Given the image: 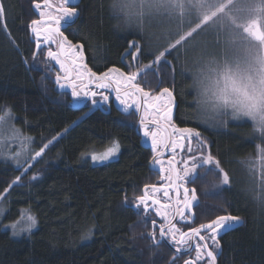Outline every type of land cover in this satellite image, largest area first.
I'll return each instance as SVG.
<instances>
[{"label": "trees", "instance_id": "trees-1", "mask_svg": "<svg viewBox=\"0 0 264 264\" xmlns=\"http://www.w3.org/2000/svg\"><path fill=\"white\" fill-rule=\"evenodd\" d=\"M115 2L79 0L76 19L65 36L72 45H82L86 65L98 75L112 67L127 75L151 64L138 77L140 86L155 93L163 88L173 92L177 124L199 130L208 140L209 153L229 176V183L221 184L218 169L215 174H205L204 169L193 181L197 205L203 202L207 208L209 201L215 217L241 218V225L220 235L219 264H264V203L254 198L255 175L240 163L255 158L261 142L253 137L252 124L230 119L216 124L209 115L202 118L189 71L192 61L182 51L185 45L152 63L196 20L166 38L168 31L155 28L156 22H146L143 31L127 22L113 7ZM0 3L5 9L0 19V115L10 110L14 124L33 137L36 152L52 141L41 157L28 160L30 164L17 168L0 162V193L8 189L2 223L19 220L22 209L34 214L37 222V228L21 238L0 226V264H182L159 239L160 218L136 206L145 185L152 193L151 186L158 184L149 165L151 151L137 129L136 112H125L112 101L101 108L74 105L71 93L54 84L59 67L47 56L54 45L36 47L29 27L33 19H40L34 0ZM194 40L212 42L217 35L201 30L187 44ZM133 41L142 46L135 57ZM113 142L120 145L117 160L95 166L87 161L88 153L105 150ZM17 176L21 179L13 183ZM203 212L207 215V209ZM208 221L207 216L203 223ZM89 229L91 236L82 239Z\"/></svg>", "mask_w": 264, "mask_h": 264}, {"label": "snow or ice", "instance_id": "snow-or-ice-1", "mask_svg": "<svg viewBox=\"0 0 264 264\" xmlns=\"http://www.w3.org/2000/svg\"><path fill=\"white\" fill-rule=\"evenodd\" d=\"M70 3V0H61L59 7L55 9L56 15L50 11L53 8L51 0H43V5L36 3L34 7L39 10L40 19H33L29 25L31 32L36 37V47H41V37L43 43H55L59 39V47L61 52H53L49 49L47 56L56 60L61 68L65 71H75L77 79L83 81L85 77L88 82L99 81L98 88L110 86V82L117 83V99H120L121 87L123 84V95L125 99H121V104L125 108L135 106L139 111L144 108V114L141 117L140 125L145 137L151 139L153 151L159 145L168 143L172 144L173 149L177 146L183 148L184 140H187L189 152L192 151V138H200V133L190 128H177L172 123V111L174 96L173 92L168 88H163L159 95L153 96L150 92L136 83L138 76L150 69L151 64L144 65L137 69L136 72L125 74L119 68H109L106 72L97 76L87 65L82 63V46L72 45L67 37L63 36L60 31L62 24L72 22L76 15L75 8H68L65 5ZM114 8H119L123 13L127 22H134L143 31L145 23L167 22L177 23V30H182L185 24H192L193 20L198 21L193 27L187 31H183L178 35V38L169 43L166 48L159 51L155 60L152 63L160 62L171 51L181 48L187 44L201 30H211L217 35L216 43H221V35L226 36L224 44L228 47L221 50L220 54L210 52L205 45L195 53L192 59V66L189 71L193 75V87L197 92L196 103L203 112H211L214 114L229 115L233 120H247L252 124V135L261 142L256 145V157L249 156L240 163L244 164L250 175L258 174L256 189L254 190V198L264 203V0H117L113 4ZM5 9L0 3V19H3ZM172 33H166V38ZM67 47L68 51L77 50L79 55L72 61V69L65 68L64 63L59 59V56ZM130 47H135L137 53H133L135 57L141 50L142 46L137 42H131ZM196 48V44H192ZM187 51V49H185ZM37 56V52H33V58ZM77 61H80L78 63ZM170 63V62H169ZM67 78V77H66ZM57 83L61 77L57 76ZM64 85H61L63 87ZM72 95L78 96L80 93L76 91V84L73 82ZM87 87V85H83ZM85 95L95 96L96 93L85 92ZM132 98V104L128 103L127 98ZM105 100L108 98L103 97ZM10 115V110H6L4 115H0V122H3ZM152 118L149 120L148 117ZM206 122V121H205ZM149 125L154 127L150 128ZM177 134H179L178 139ZM59 135V133L57 134ZM56 137H53L55 140ZM30 137H26L25 141H30ZM45 144L39 151L32 155L31 160L41 157L48 148L49 144ZM204 142L201 141V144ZM27 147V144H25ZM119 144L113 142V145L101 154L93 153L91 159L93 161H103L114 156L119 151ZM159 155V153H157ZM21 153L14 154L13 159H16L18 164L23 166L24 163L30 164L31 161H21L18 157ZM155 164H160L161 161L154 160ZM183 175L176 174L175 180L172 176H166L164 179L169 181V186L178 190L184 187L183 184H178L176 181L185 180L191 182L195 177L197 168L205 169V174L208 171L218 169L222 175L221 184L229 183V176L210 153L208 155L201 154L199 157L190 156L184 160ZM170 165L169 171L176 172L174 160L168 161ZM191 165V167H189ZM215 165V168L210 166ZM161 171H165L161 168ZM21 178L17 176L13 183H16ZM35 179V176L33 177ZM12 185H9V188ZM218 186V185H216ZM148 185H145V194L136 197L138 201L137 207L140 204L144 205V210H149L147 201L152 200L153 205H160V209H168L170 204H162L160 200L154 196L148 195ZM152 192L157 193L162 189L155 185L151 186ZM8 189H5L7 192ZM164 196H169V187L163 188ZM189 192L191 195L189 196ZM0 193V197H3ZM127 202V198H125ZM194 202H197L196 190H189L184 187L183 207H179L181 201L176 200L177 212L181 219H185L188 211H191ZM157 209V215L162 216L168 223L167 233L165 228L161 226V236L170 234L172 240L177 245V252L184 251L183 246L188 244L192 237L198 236L201 241H205L206 237L201 235V231H210V239L216 248H219L217 236L221 232L231 230L234 223L240 222V217L232 215H221L211 220L206 224H201L198 228H192L188 232H183L176 227L171 220L168 219L167 211ZM21 221L24 222V227H20ZM21 221L12 223L13 235H18L21 231H30L36 225V218L28 210H23L21 213ZM155 223V221H153ZM91 236V229L83 235L82 239H87ZM196 257L195 260L185 261V264H197V261L202 260L205 256L208 258L209 264H216V252L209 247L208 243L195 245Z\"/></svg>", "mask_w": 264, "mask_h": 264}, {"label": "flooded vegetation", "instance_id": "flooded-vegetation-1", "mask_svg": "<svg viewBox=\"0 0 264 264\" xmlns=\"http://www.w3.org/2000/svg\"><path fill=\"white\" fill-rule=\"evenodd\" d=\"M78 2H79V0H70V3L66 4L65 6L68 7V8H75L76 9V6H77ZM51 3L53 4V8L56 9L57 7H59V5L61 3V0H51ZM41 5H43V2H42ZM50 11H52L54 13V15L57 14L56 11H53V10H50ZM75 16H77V11H76V15ZM63 26L64 25L61 26L60 31L63 33V36H65L64 31H65L66 28L64 29ZM56 43H57V41H56ZM64 53H65V51H64ZM79 54H81V53H79ZM87 68H88V65H87ZM140 75L138 77H140ZM97 76H99V75L97 74ZM73 82H75V84H76V91H78L80 93V95H78V96H73L72 95L73 104L77 105V106H82L84 104L85 105L86 104L90 105L92 103V101L86 95H85L86 97L83 98V94H84L85 90H92V89L98 88L97 87V83H99V81H93L92 83H89L88 82V78L85 77L84 80L81 81V83L77 84L76 80L73 79L70 84H72ZM136 83H138V80L136 81ZM112 84H115V82H110V86L109 87H105V89H107L106 91L108 92V93H106L107 94L106 97L108 99L105 100L104 103L106 104V103L112 101L114 103V105H116L117 107L120 108L121 107L120 106L121 99H125V97L123 95V89H121L120 99H117V95H115V93L112 91V89H113ZM83 85H87V87H83ZM145 91H148V90H145ZM148 92H150L151 95L154 93L153 91H148ZM158 93H156V94H158ZM117 100H119V101H117ZM121 105H122V107H125L123 104H121ZM96 107H100L101 108L102 106H101V104H98ZM130 108H133V107H130ZM176 109H177V106H176L175 110L172 111V123L175 124L177 128H190V129H193L196 132H199V130H197L195 127H184V126L180 127L177 124V122H176V117H175ZM133 111L136 112V114H138V111H136L134 109H133ZM149 127L152 128L154 126L150 125ZM137 129L139 130L140 136L142 138L143 130L141 129V125L140 124H138ZM178 137H179V134H177L176 138L178 139ZM201 141H203L204 143L201 144ZM150 142H151L150 138H149V141L143 140V143L145 145L149 144ZM183 143L185 145L183 148L177 146L175 149H173L172 144L170 143L169 147L166 149L165 152H163L164 151L163 149L166 147V145H164V144L161 146V148H159V146H160L159 145L157 147V149H156V152L153 151L152 144H150V147L148 148L149 151H151L150 160L152 159L153 156H156L157 153L161 154L163 152L161 154V156H157L154 159V160L161 161V163L158 165V167H156V170H152V171H154V173H157L156 174V178H158V184L155 185V186L157 188H161L162 189L161 191H163V188L169 187V196L166 198L164 196V193H163L162 198L164 197L166 199H162L161 196L159 195L160 193H158V192L157 193H153V192L150 193L149 192L148 195L150 197L154 196L156 199L160 200L162 204H165L166 201L168 200V203L171 205V214H170V218H168V219L171 220V221H173L174 218H175V210H176V208H175V205H174V195H175L174 193L177 194V192H176L175 188L170 189L169 181L167 179H164V177L169 176V172L168 171L170 169V165L168 164V161L170 159L174 160V163L176 165V174L179 173V175L182 176L183 172H184V163H183L184 160H187L190 156L199 157L201 154H203V155H208L209 154L208 140H207L206 137H203V136L200 135L199 140L196 137H193L192 138V151L191 152H189V150H188L187 140H184ZM150 160H149V162H150ZM154 160L152 161L153 164H155ZM150 163H149V165H150ZM189 167H191V165H189ZM161 168H163L165 171L162 172ZM203 170L204 169L198 167L196 173H194L192 175L194 177H197L199 175V173L203 172ZM171 176L173 177V172H171ZM194 180H191V182H187L185 180H178L177 183L178 184H183L184 187L188 188L189 190H191L193 188L196 190L195 186H193V181ZM184 187H181V188L178 189V194L176 196V200L179 199L181 201V204L179 205V207H181V208L183 207V203L182 202H183V199H184ZM143 193L145 194V191ZM190 195H191V192H189V196ZM176 200H175V203H176ZM163 201L165 203H163ZM202 203L203 202L198 203V205H197L196 202H194V205H193L191 211L187 212L185 219H181L180 216L178 215V212H177V216L178 217H177V219L175 221L176 227L179 228L183 232H188L192 228H198L201 224H206V223H203V221H204L205 218H207V216L210 218V221L215 219L216 217H215V214H214L213 206H211L212 203H210L208 201V207L207 208ZM147 204H148V208H149V210L147 212H150L152 214L154 213V214L157 215V209H160V205H153L151 199H149L147 201ZM196 205H197V209H194L196 207ZM139 208L140 209L142 208L144 210V205L140 204ZM206 209H207V215H205L204 212L202 214L201 211H203V210L206 211ZM219 216H221V215H219ZM159 218L161 220L160 223H159V228L161 230V226L163 225L165 227V226L168 225V223H167V221L165 219H164V223H163L162 217L159 216ZM210 221H208V222H210ZM235 225L236 224L234 223L232 225L231 229L235 228ZM160 230H159V239L164 244L166 243L172 250H174V253L176 255H179V258L182 259V261H181L182 264H185L186 260H188V261L195 260V257H196L195 245L197 243L203 244L205 242L208 243L209 247L216 252V264H219L220 259H221L220 256H221V253H222V247H221V243H220V237H221L220 235H222L223 233L231 231V230H229V231H226V232L219 233V235L217 236V240L219 241V248H216V246L213 244L212 240L210 239V231L202 230L201 231V235L206 237L205 241H201L198 236H194V237L191 238V240L189 241L188 244L183 246L184 251L177 252V250H176L177 249V245L172 240L171 235L170 234H166L164 236H161L160 235ZM167 230H168V228L165 229L166 233H167ZM171 243L174 244V246L171 245ZM186 252H188V253H186ZM197 264H209L208 258L205 256L202 260L197 261Z\"/></svg>", "mask_w": 264, "mask_h": 264}, {"label": "rangeland", "instance_id": "rangeland-1", "mask_svg": "<svg viewBox=\"0 0 264 264\" xmlns=\"http://www.w3.org/2000/svg\"><path fill=\"white\" fill-rule=\"evenodd\" d=\"M38 12H39V10H38ZM52 14L54 15L53 12H52ZM193 21H195V20H193ZM153 22H156L155 28L156 27H162L164 29L163 32L164 31H166V32L167 31L168 32L169 31H171V32L173 31L174 32V30H176V32H178L177 23L176 22H172V23L157 22V21H153ZM197 22L198 21H196V23ZM188 26H193V23L192 24H185L184 27H188ZM225 39H226V36H223L222 39L220 38L221 43H219V44H217L216 41H212V42L204 41V42H201V43H195V40H194V41H192L194 43L185 44V46L182 48V51L184 52V54L190 56L191 61H192L193 56L195 55V53L198 52L200 49L204 48L205 45L207 46L208 51L216 52L217 54H220L222 49H225V48L228 47L227 45L224 44V40ZM41 44H44L43 40H41ZM52 44L54 45V49L52 51L53 52H57V43L55 42V43H52ZM192 44H196V48H193ZM46 46H47V44H46ZM185 49H187V51H185ZM64 51L68 52L67 47L65 48ZM77 55H79V52L74 49V50H72L71 53H69L68 56L66 55V59L68 61L69 60L73 61L74 59L77 58ZM54 62L56 64V66L59 67V72H58L59 74L58 75L62 76V77H66L68 75V71H65L64 69H62L61 65L58 64L56 62V60H54ZM77 62L80 63V61H77ZM65 68H67V67L65 66ZM129 74H131V73H129ZM55 77H57V76H55ZM192 78H193V75H192ZM73 79L76 80L77 84L81 83V80L77 79V75H76L75 71H73ZM113 85H115L116 88L118 87L117 83H115ZM119 87H121V89L124 88L123 84L119 85ZM106 90L107 89H105V88H96V89H92V90H85V92H88V93H92V92L96 93L95 96L86 95L92 101L91 104L89 103L91 105V107L97 106L98 104H101V106H103L105 104L104 103L105 99L103 97L107 96L106 93H108V92ZM194 90H195V93L197 94L195 88H194ZM112 91H113V89H112ZM152 95L156 96L157 94L154 92ZM86 96H85V94H83V98L86 97ZM71 97H72V94H71ZM127 100H128L129 104H132V98L131 97H128ZM117 101H119V100H117ZM120 106H121L120 108H122V110L125 111V112L133 110V109L136 110L134 105H132L133 108H127V109L125 107H122L121 104H120ZM200 112H201L202 118H204V116L207 117L209 115V120L212 123H214V122L216 123L217 122L216 124H219L221 122V120H223V121H226L228 119L233 120L230 113H229V115L225 116V115H222V114L218 115V114H214V113H212V115H211L209 112H203L202 110ZM143 114H144V108L142 110L141 117H142ZM13 116L14 115L10 112V115H8L3 122H0V162H6V163L9 162L13 166L18 168V167L21 166V164H18L16 162V159H13V156H14L15 153H17V152L21 153V156L18 157V159H20L21 161H28L29 159H31L32 155H34L36 151L33 149V145H32L33 144V137L30 136V135L24 134L22 132V130L16 124H14ZM151 118H152L151 116L148 117L149 120ZM233 121H237V120H233ZM241 121H247V120L245 119V120H241ZM137 127H138V118H137ZM26 137H30L31 140L30 141H25ZM143 140L149 141V138L144 136ZM116 143H118V142H116ZM25 144H27V147H25ZM162 145L163 144H161L159 146V148H161ZM111 146H109V147H111ZM109 147H107L105 150H102V151H95V152L88 153V155H86L87 161L90 164H92L93 166H95V165H105L108 162L117 160V158L119 157V154H120V147H119V151L114 156L110 157L107 160L93 161L91 159V155L93 153L101 154L104 151H106ZM254 157H256V154H255ZM168 172H169V176H171V172L170 171H168ZM254 175H255V179H257L258 174H254ZM7 193H8V191L4 193L3 197H0V226H1L2 229L7 230V231L11 232V234H13V229L11 228V225L14 222H10V224L2 223V220L4 219V217H5L6 213H7L6 212V210H7L6 202L4 201V197L7 195ZM158 193H160L159 195L162 198L164 192L161 191V192H158ZM166 198L163 197L162 199H166ZM163 203H165V202L163 201ZM165 204H169L168 200L166 201ZM23 210H26V209H22L21 213H22ZM160 210L161 211H167L168 218H170L171 207L168 208V209H160ZM32 215L34 216V214H32ZM158 217H159V215H158ZM160 217H162V216H160ZM162 220H163V223H164V218L163 217H162ZM17 221H21V215H20L19 220H17ZM17 221H15V222H17ZM19 226L21 228L24 227L25 226L24 222L21 221ZM36 228H37V222H36V225L30 231H21L18 235H13V236L16 237V238H21V236H29L31 234V232L33 230H35Z\"/></svg>", "mask_w": 264, "mask_h": 264}, {"label": "water", "instance_id": "water-1", "mask_svg": "<svg viewBox=\"0 0 264 264\" xmlns=\"http://www.w3.org/2000/svg\"><path fill=\"white\" fill-rule=\"evenodd\" d=\"M51 10H53V11H55V8H52ZM76 19V16H74V18L72 19V22H70V23H66V24H62V25H64L63 26V28L65 29V28H67V26L68 25H71V24H73V21ZM43 46H46V44H42ZM80 45V44H79ZM80 46H82V45H80ZM57 52H61V49H60V47H59V39H57ZM72 52V51H71ZM70 51H68V52H62L61 53V55L59 56V58H60V60L64 63V65L67 67V69H69V70H71L72 69V61H68L67 59H66V55L68 56L69 55V53H71ZM82 55H83V61H82V63H84V64H86V59H85V54H83V48H82ZM89 69V68H88ZM61 77V81H59V83H57V77H55L54 79H53V81H54V84H55V86L58 88V89H62V90H68L71 94H72V87L70 86L71 84V81H72V79H73V71H71V75H69V71H68V75L66 76V77H62V76H60ZM61 85H64L63 87H61ZM112 86H113V92L115 93V95H117V91H116V86L115 85H113L112 84ZM160 94V92L157 94V95H159ZM174 96V95H173ZM71 99H72V97H71ZM73 100V99H72ZM173 110H175V108H176V102H175V99H174V102H173ZM142 110H143V107H141V109L138 111V114H137V118H138V124H140V120H141V113H142ZM150 126V125H149ZM143 137H144V134H142V138H141V140L143 139ZM142 144L144 145V147L145 148H149L150 147V144H151V142L149 143V144H147V145H145L144 143H143V140H142ZM169 145H170V143H168L167 145H166V147L163 149L164 151L163 152H165L166 151V149L169 147ZM162 152V153H163ZM161 153V154H162ZM161 154H159V155H156V156H153L152 157V159L150 160V169H153V170H156V167H158V165L159 164H153V160L157 157V156H161ZM175 178H176V172H173V179L175 180ZM177 182V181H176ZM170 189H173V188H171L170 187ZM176 192H177V194H178V190H176ZM175 195H174V205H175V208H176V210H175V218H174V220L172 221V223H174L175 224V221H176V219H177V205H176V203H175V200H176V196H177V194L176 193H174ZM236 225H235V227L236 226H239V225H241V221L239 222V223H235ZM169 227V225H167V226H165L164 228L165 229H167ZM160 235H161V230H160ZM189 252V251H188ZM188 252H186V253H188Z\"/></svg>", "mask_w": 264, "mask_h": 264}]
</instances>
